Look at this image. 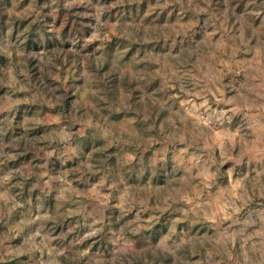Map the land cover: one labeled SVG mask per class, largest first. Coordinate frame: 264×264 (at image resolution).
I'll list each match as a JSON object with an SVG mask.
<instances>
[{
	"label": "rangeland",
	"instance_id": "374dc122",
	"mask_svg": "<svg viewBox=\"0 0 264 264\" xmlns=\"http://www.w3.org/2000/svg\"><path fill=\"white\" fill-rule=\"evenodd\" d=\"M0 214L10 264H264V0H0Z\"/></svg>",
	"mask_w": 264,
	"mask_h": 264
},
{
	"label": "crops",
	"instance_id": "0c3cea01",
	"mask_svg": "<svg viewBox=\"0 0 264 264\" xmlns=\"http://www.w3.org/2000/svg\"><path fill=\"white\" fill-rule=\"evenodd\" d=\"M1 217L3 216H1L0 214V218ZM11 233L12 231L8 226L0 227V264H10L9 262H11V249L9 246H7V244L11 243V241L9 240Z\"/></svg>",
	"mask_w": 264,
	"mask_h": 264
}]
</instances>
